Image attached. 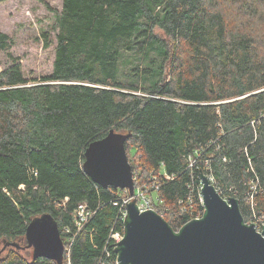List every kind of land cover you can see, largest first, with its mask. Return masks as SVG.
<instances>
[{
  "label": "trees",
  "instance_id": "obj_1",
  "mask_svg": "<svg viewBox=\"0 0 264 264\" xmlns=\"http://www.w3.org/2000/svg\"><path fill=\"white\" fill-rule=\"evenodd\" d=\"M56 27L53 71L32 79L0 30L12 61L0 70V244H26L50 213L72 264L116 260L125 191L83 169L111 130L131 133L135 187L157 193L174 230L204 211V175L245 221L264 215V0H63ZM14 247L0 264H58Z\"/></svg>",
  "mask_w": 264,
  "mask_h": 264
},
{
  "label": "water",
  "instance_id": "obj_2",
  "mask_svg": "<svg viewBox=\"0 0 264 264\" xmlns=\"http://www.w3.org/2000/svg\"><path fill=\"white\" fill-rule=\"evenodd\" d=\"M130 136L111 130L91 142L84 153L83 169L98 185L128 190L133 195L135 175L126 149ZM202 185V217L179 230L154 210L140 211L135 200L127 203L124 238L115 243L120 264H264V225L259 232L254 223L248 224L238 200L224 198L208 176L202 177ZM25 241L33 258L46 257L64 264L65 243L50 213L28 224ZM2 253L0 249V258Z\"/></svg>",
  "mask_w": 264,
  "mask_h": 264
},
{
  "label": "rangeland",
  "instance_id": "obj_3",
  "mask_svg": "<svg viewBox=\"0 0 264 264\" xmlns=\"http://www.w3.org/2000/svg\"><path fill=\"white\" fill-rule=\"evenodd\" d=\"M62 7L63 0H8L0 3V30L14 39L15 44L9 52L19 59L29 79L41 78L53 71L58 32L56 15ZM162 36L166 37L165 34ZM11 62L8 52L0 51V70L10 66ZM130 154L135 155V149H131ZM152 196L157 203V193L153 192ZM21 248L28 258L32 256L33 251L27 245L21 244ZM0 249L3 255L8 251L2 243Z\"/></svg>",
  "mask_w": 264,
  "mask_h": 264
},
{
  "label": "built area",
  "instance_id": "obj_4",
  "mask_svg": "<svg viewBox=\"0 0 264 264\" xmlns=\"http://www.w3.org/2000/svg\"><path fill=\"white\" fill-rule=\"evenodd\" d=\"M210 180H212V179H210ZM144 187H147V186L144 185L143 187L142 186L141 187L139 186L137 188L135 187V191H134L133 195H130L128 190H124L125 195L122 197V200H121V210L123 212V215H122L123 222H125L126 216L128 215L127 203L129 204L130 202H133L134 200H135V203L137 204L140 211H145V210L151 209V210L156 211L157 213H159L163 217H165L164 210L161 207L163 201L160 200L159 197L157 196L156 199L158 200V202L156 203L153 200V196H152L153 194H151L149 191L144 189ZM202 187H203V185L201 183L199 199H200V203L203 206V209L205 210L204 200H203V196H202ZM203 213H204V211L202 212V214L198 215L194 219L201 218ZM91 216H92V211L89 208L88 204L86 202L81 203L78 205V207L74 211L75 224L80 229L83 226V224ZM246 222L248 224L254 223L257 227V230L259 232H262L263 231V225H264V215H261L259 217H256L255 219H252V220L246 221ZM65 232L69 233V232H71V230L68 228V229H66ZM112 238L114 239L115 243H117L124 238V233L122 234L120 232H116V233L112 234ZM114 246L116 248L117 245L115 244ZM111 263L112 264H120V262L118 260V255H117L116 260L114 262L111 261ZM64 264H72L71 255H70V248L68 247V245L65 246Z\"/></svg>",
  "mask_w": 264,
  "mask_h": 264
}]
</instances>
